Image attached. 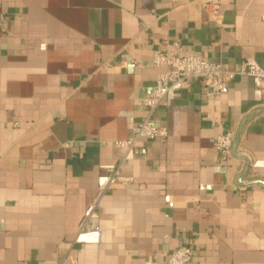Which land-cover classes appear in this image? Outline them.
I'll list each match as a JSON object with an SVG mask.
<instances>
[{
	"label": "crops",
	"instance_id": "obj_1",
	"mask_svg": "<svg viewBox=\"0 0 264 264\" xmlns=\"http://www.w3.org/2000/svg\"><path fill=\"white\" fill-rule=\"evenodd\" d=\"M213 1V0H210ZM0 0V264H264V94L175 86L168 137L116 146L148 109L158 52L264 68V0ZM216 12V13H215ZM233 134L224 157L213 140ZM126 155V156H125ZM120 165L125 184L104 166ZM95 210L98 232H82Z\"/></svg>",
	"mask_w": 264,
	"mask_h": 264
},
{
	"label": "built area",
	"instance_id": "obj_2",
	"mask_svg": "<svg viewBox=\"0 0 264 264\" xmlns=\"http://www.w3.org/2000/svg\"><path fill=\"white\" fill-rule=\"evenodd\" d=\"M207 9H217V0H203ZM216 13V12H215ZM175 50L158 52L153 58V64L161 70L159 78L153 90L143 98V105L148 109V115L144 120L133 127L132 136L129 139L119 140L116 146L125 150V154L140 153L137 142L141 138L163 139L167 138L169 131L166 124L154 117V112L163 103H172L175 97V86L181 82L198 79L202 80L208 96L221 95L226 92L228 83L238 76L252 77L261 92L264 94V68L253 58H247L237 69H227L218 62L211 61L199 54L184 53L179 41L175 42ZM214 146L224 157L230 155L233 146V134L226 133L213 140ZM126 156V155H125ZM113 172V181L125 184L132 183L133 177H123L121 167L104 166ZM101 229L98 213L93 210L82 224V232L92 233ZM194 258V250L190 245L175 248L166 264H191ZM73 264H78L73 261Z\"/></svg>",
	"mask_w": 264,
	"mask_h": 264
}]
</instances>
